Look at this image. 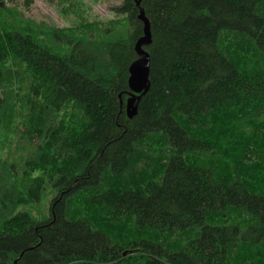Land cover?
<instances>
[{
	"label": "trees",
	"instance_id": "obj_1",
	"mask_svg": "<svg viewBox=\"0 0 264 264\" xmlns=\"http://www.w3.org/2000/svg\"><path fill=\"white\" fill-rule=\"evenodd\" d=\"M58 7L0 0V264H264V0H142L133 118L134 0Z\"/></svg>",
	"mask_w": 264,
	"mask_h": 264
},
{
	"label": "rangeland",
	"instance_id": "obj_2",
	"mask_svg": "<svg viewBox=\"0 0 264 264\" xmlns=\"http://www.w3.org/2000/svg\"><path fill=\"white\" fill-rule=\"evenodd\" d=\"M31 1V2H29ZM85 6L90 5L93 9V14L101 20L112 19V8L118 6L123 0H100L96 3L94 0H82ZM18 4L25 12V16L37 22H45L56 27H65L66 24L63 15L61 14V7H58V0H18ZM50 196H47L45 203H49ZM37 208H35L34 215L38 216Z\"/></svg>",
	"mask_w": 264,
	"mask_h": 264
},
{
	"label": "water",
	"instance_id": "obj_3",
	"mask_svg": "<svg viewBox=\"0 0 264 264\" xmlns=\"http://www.w3.org/2000/svg\"><path fill=\"white\" fill-rule=\"evenodd\" d=\"M142 0H136L137 6L141 5ZM139 19L144 24V37L141 38L136 44V52L139 56L130 67L129 87L131 90L130 98L127 101V113L130 118L134 117L137 113V108L141 98L149 90V75H150V57L145 51V45L151 43L150 23L147 20L144 10L140 9Z\"/></svg>",
	"mask_w": 264,
	"mask_h": 264
},
{
	"label": "bare ground",
	"instance_id": "obj_4",
	"mask_svg": "<svg viewBox=\"0 0 264 264\" xmlns=\"http://www.w3.org/2000/svg\"><path fill=\"white\" fill-rule=\"evenodd\" d=\"M134 2H135V5H136V7L139 9V14H140V9H142L141 8V5L140 6H137V4H136V0H134ZM138 19H139V16H138ZM128 101V100H127ZM127 101H126V112H127ZM138 107H139V105H138ZM137 112H138V110H137ZM137 114V113H136ZM127 116H128V113H127ZM129 117V116H128ZM130 118V117H129ZM133 118V117H132Z\"/></svg>",
	"mask_w": 264,
	"mask_h": 264
}]
</instances>
